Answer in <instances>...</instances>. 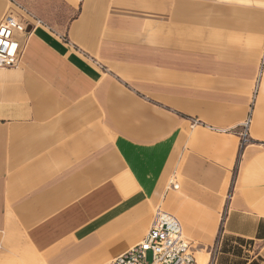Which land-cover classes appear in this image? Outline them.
Instances as JSON below:
<instances>
[{"label": "crops", "instance_id": "obj_1", "mask_svg": "<svg viewBox=\"0 0 264 264\" xmlns=\"http://www.w3.org/2000/svg\"><path fill=\"white\" fill-rule=\"evenodd\" d=\"M12 1L0 20L30 23L0 68V264H107L156 209L213 246L264 0H63L64 28ZM249 128L214 264H264V75Z\"/></svg>", "mask_w": 264, "mask_h": 264}, {"label": "built area", "instance_id": "obj_2", "mask_svg": "<svg viewBox=\"0 0 264 264\" xmlns=\"http://www.w3.org/2000/svg\"><path fill=\"white\" fill-rule=\"evenodd\" d=\"M28 22L26 18H18L11 12L1 18L0 68L15 67L18 64L20 42L17 35L26 32ZM250 121L251 113L247 114L242 123L244 128L239 134L240 147L247 141ZM172 187L176 189L177 185L172 184ZM194 248L192 242L183 235L177 218L162 209H156L144 237L107 264H197ZM212 263L213 259L206 264Z\"/></svg>", "mask_w": 264, "mask_h": 264}, {"label": "rangeland", "instance_id": "obj_3", "mask_svg": "<svg viewBox=\"0 0 264 264\" xmlns=\"http://www.w3.org/2000/svg\"><path fill=\"white\" fill-rule=\"evenodd\" d=\"M11 2H13L11 0ZM37 3L38 6L42 7L43 9H45V11L49 12V21L53 22L52 24H55L56 26L60 27V28H64L67 26L69 20L74 16L75 11L71 10L70 7L68 6V4H66L63 0H44V2H42V0H35V4ZM20 4H22L20 2ZM8 6H12L9 2H7ZM23 5V4H22ZM24 6V5H23ZM18 7V5H17ZM13 9L17 10L18 12L23 14V11L18 10V8H22L21 6L18 8H15L14 6L12 7ZM28 9V8H27ZM34 13H36L35 11H33L32 9H28ZM25 16V14H23ZM29 15H26V18ZM37 18V17H36ZM40 18V17H39ZM30 19V18H29ZM41 19V18H40ZM258 67H257V72L254 75V78L252 80V85L250 88V92H249V103L247 106V112L245 114V117L243 118V120L241 121V123L238 125L237 128L234 129V132L237 134L238 137L239 134L241 133L242 129L244 128L242 123L244 121V119L246 118L247 114L251 113V108H252V104L255 101L256 96L258 95L259 92V88H260V84H261V79H262V75H264V37L262 39V43H261V47L258 49ZM250 128L248 129V136H247V141L245 143V145H242L239 148V152H237V156H236V163L234 165V167L232 168L231 172H230V179H229V188L227 193L223 196L222 200L225 202L223 203L221 209H219V215H218V229H217V237L215 239V243L213 244V246L211 247H202L200 245H198L197 243H193V246H195L194 248V256H196V252L197 249H203L204 252H207V261L206 263H208V261H210L211 259H213V263H215V259L217 257L218 254V242H219V236L220 234L223 232L224 229V221H225V217L226 214L228 212V209L232 206V202L234 199V185H235V174L236 171L238 170V163L239 160L241 158V151L250 144ZM239 141V139H238ZM248 144V145H247ZM239 145V144H238ZM240 182L238 181L237 184V190L239 191L241 189L240 186ZM154 213V210H152V215ZM178 217V216H177ZM179 220H181V218L178 217ZM185 233V232H184ZM188 239H190L187 234H184ZM191 240V239H190ZM232 245H235L233 243H231ZM247 249V248H246ZM249 250H251V248H248ZM247 254V253H245ZM27 254L23 255L21 254V257L19 256V258H26ZM147 259H150V255L148 254ZM196 259V257H195ZM26 260V259H25ZM25 260L22 264H25ZM66 264H75L74 262H68Z\"/></svg>", "mask_w": 264, "mask_h": 264}, {"label": "bare ground", "instance_id": "obj_4", "mask_svg": "<svg viewBox=\"0 0 264 264\" xmlns=\"http://www.w3.org/2000/svg\"><path fill=\"white\" fill-rule=\"evenodd\" d=\"M196 263L197 264H206L207 255L202 253L201 251L196 252Z\"/></svg>", "mask_w": 264, "mask_h": 264}]
</instances>
